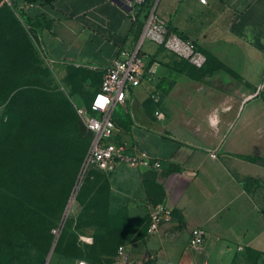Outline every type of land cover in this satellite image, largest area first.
<instances>
[{"label": "crops", "instance_id": "1", "mask_svg": "<svg viewBox=\"0 0 264 264\" xmlns=\"http://www.w3.org/2000/svg\"><path fill=\"white\" fill-rule=\"evenodd\" d=\"M155 3L168 30L204 57L202 66L142 40L114 0L18 2L15 8L39 22L35 37L53 69L101 73L122 52L138 49L144 57L140 85L112 113V141L161 163L157 171L120 165L108 175L113 209L143 223L124 247L128 258L264 264V0ZM160 205L172 210L171 222L148 235V210ZM194 228L205 233L199 251L188 248Z\"/></svg>", "mask_w": 264, "mask_h": 264}, {"label": "rangeland", "instance_id": "2", "mask_svg": "<svg viewBox=\"0 0 264 264\" xmlns=\"http://www.w3.org/2000/svg\"><path fill=\"white\" fill-rule=\"evenodd\" d=\"M100 82L89 69H53L34 30L0 0V264H118L138 238L142 221L110 204V178L82 172L89 140L76 105Z\"/></svg>", "mask_w": 264, "mask_h": 264}, {"label": "built area", "instance_id": "3", "mask_svg": "<svg viewBox=\"0 0 264 264\" xmlns=\"http://www.w3.org/2000/svg\"><path fill=\"white\" fill-rule=\"evenodd\" d=\"M124 15L136 22V15L144 4V0H114ZM205 3V0H200ZM10 2V0H9ZM155 2L149 9L141 30V39L164 47L170 52L184 56L197 67L203 65L205 59L195 52L192 43L182 40L168 30L166 22L155 12ZM47 64L52 68L51 61L44 56ZM102 73L99 89L94 93L89 107L76 105L77 115L84 127L91 134L92 139L83 160L82 172L95 170L105 175H110L120 165L131 168L159 170L161 163L145 151H139L125 142L112 141L116 134V126L112 121L113 109L117 104H123L129 98L130 91L139 86L144 75V57L140 56L138 49L131 53L122 52ZM162 117L160 113H155ZM215 158L214 153L210 154ZM172 219V210L160 205L150 208L147 215V234L157 233L164 224H169ZM205 233L200 228L191 230L188 239V248L199 251L204 243ZM81 243L88 244L89 238L80 237ZM74 264H89L84 259L76 260ZM118 264H142L141 260H130L124 248L118 251ZM206 264V263H204Z\"/></svg>", "mask_w": 264, "mask_h": 264}, {"label": "trees", "instance_id": "4", "mask_svg": "<svg viewBox=\"0 0 264 264\" xmlns=\"http://www.w3.org/2000/svg\"><path fill=\"white\" fill-rule=\"evenodd\" d=\"M53 0H10V2L12 3V9H13V11H15L19 16H20V18H21V20L24 22V24L26 25V26H28L29 28H31L32 30H34V27H35V25L36 24H38L39 22H37V19H29V18H27L26 17V15L23 13V12H21V11H18V10H16V8H15V5H16V3H18V2H21V3H27V4H34V3H39V4H50L51 2H52ZM155 2V0H144V4L143 5H141V7L139 8V10H138V12H137V15H136V22H134L133 23V25H135V26H137L138 28H139V32H141V30H142V26H143V23L144 22H142V21H140V17H141V15H144V18H146V16H147V13H148V11H149V9L151 8V6H152V4ZM22 14H21V13ZM170 31L171 32H173L171 29H170ZM71 66V65H70ZM71 67H74V66H71ZM78 68H82V67H78ZM94 73H96V74H98L99 76H101V78H102V73H100V72H94ZM100 84H101V82H100ZM99 87H100V85H99ZM99 89V88H98ZM97 89V90H98ZM96 90V91H97ZM95 91V92H96ZM32 92V91H31ZM34 93H36V94H38V95H44V94H46V93H44V92H42V91H40V90H37V91H33ZM92 99V98H91ZM91 99H90V101H91ZM90 101H89V103L87 104V105H84V104H82L83 106H85L86 108H88L89 107V104H90ZM79 117V116H78ZM80 118V117H79ZM81 120V119H80ZM112 121L114 122V120L112 119ZM81 123H82V121H81ZM114 124H115V122H114ZM82 126H83V128H84V130L86 131V135H85V137H86V139H87V141H88V143L86 144V146H87V149H82L81 150V152H80V154H79V156L81 155H83L84 157L83 158H85V156H86V154H87V151H88V149H89V146H90V143H91V139H92V136H91V134L86 130V128L84 127V125H83V123H82ZM115 126H116V124H115ZM119 142H121V141H116L115 143H119ZM86 146H85V148H86ZM84 160V159H83ZM92 171H95V170H92ZM96 172H98V171H96ZM98 173H100V172H98ZM101 175H105V174H103V173H100ZM105 176H107V175H105ZM108 177V176H107ZM85 243H83V245H84ZM79 259H84V260H86L85 259V257H81V258H78L77 260H79ZM87 261V260H86ZM88 262V261H87ZM89 263V262H88ZM90 264V263H89Z\"/></svg>", "mask_w": 264, "mask_h": 264}, {"label": "water", "instance_id": "5", "mask_svg": "<svg viewBox=\"0 0 264 264\" xmlns=\"http://www.w3.org/2000/svg\"><path fill=\"white\" fill-rule=\"evenodd\" d=\"M53 246H54V243H53V245H52L51 248H50V251H49V254H48L47 260L49 259L50 255H51V253H52Z\"/></svg>", "mask_w": 264, "mask_h": 264}]
</instances>
